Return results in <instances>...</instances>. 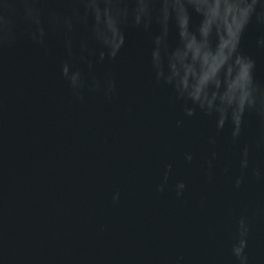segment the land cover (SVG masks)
Wrapping results in <instances>:
<instances>
[{
    "label": "water",
    "instance_id": "1",
    "mask_svg": "<svg viewBox=\"0 0 264 264\" xmlns=\"http://www.w3.org/2000/svg\"><path fill=\"white\" fill-rule=\"evenodd\" d=\"M0 264H264V0H0Z\"/></svg>",
    "mask_w": 264,
    "mask_h": 264
}]
</instances>
